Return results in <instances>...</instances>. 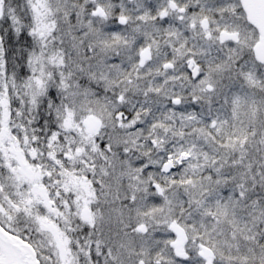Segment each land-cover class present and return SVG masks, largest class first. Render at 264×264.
I'll use <instances>...</instances> for the list:
<instances>
[{"label": "snow or ice", "instance_id": "obj_1", "mask_svg": "<svg viewBox=\"0 0 264 264\" xmlns=\"http://www.w3.org/2000/svg\"><path fill=\"white\" fill-rule=\"evenodd\" d=\"M0 264H264V0H0Z\"/></svg>", "mask_w": 264, "mask_h": 264}]
</instances>
